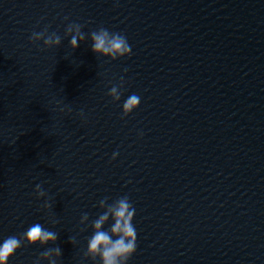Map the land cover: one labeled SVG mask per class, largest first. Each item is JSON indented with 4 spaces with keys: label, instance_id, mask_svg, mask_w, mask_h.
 I'll list each match as a JSON object with an SVG mask.
<instances>
[{
    "label": "water",
    "instance_id": "1",
    "mask_svg": "<svg viewBox=\"0 0 264 264\" xmlns=\"http://www.w3.org/2000/svg\"><path fill=\"white\" fill-rule=\"evenodd\" d=\"M125 4L0 0V239L21 237L9 264H50V248L60 249L56 264H103L88 242L95 221L126 199L124 58L95 54L91 37L102 27L125 35ZM70 23L84 36L77 49ZM33 32L54 33L60 45L31 41ZM35 223L56 243L24 240ZM113 224L109 213L102 230L116 238Z\"/></svg>",
    "mask_w": 264,
    "mask_h": 264
},
{
    "label": "clouds",
    "instance_id": "2",
    "mask_svg": "<svg viewBox=\"0 0 264 264\" xmlns=\"http://www.w3.org/2000/svg\"><path fill=\"white\" fill-rule=\"evenodd\" d=\"M73 28H75V34L71 35V46L73 49H77L84 36L80 32L78 24L70 23L67 31L71 33ZM42 38L48 47L59 46L61 42L60 37L54 33L45 37L42 32H33L30 37L31 41H37ZM91 38L93 41L92 50L97 55L110 56L114 60L117 57L123 59L132 55L126 37L120 33L110 32L102 27L98 31L93 32ZM112 94L117 101L121 99L116 88L112 89ZM140 105L141 100L137 94L128 96L122 105L124 115L133 114L139 110ZM36 191L40 197L44 196L40 185L36 186ZM109 213L114 218L111 232L115 234L116 238L102 230L103 225L109 219ZM109 213H105L95 221V234L88 242L89 253L93 256L100 255L103 264H126L135 254L137 248V233L134 227L136 210L127 199H121L114 207L109 209ZM23 239L33 246L37 244H55L57 234L44 228L42 224L35 223L23 233ZM20 248L21 237L13 235L0 239V264H9V261L15 257ZM53 251L56 256L60 255L59 248H50L45 253V257L50 264H56V260L52 258Z\"/></svg>",
    "mask_w": 264,
    "mask_h": 264
}]
</instances>
